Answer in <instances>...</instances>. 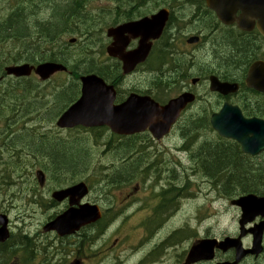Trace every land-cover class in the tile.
Listing matches in <instances>:
<instances>
[{
	"label": "rangeland",
	"instance_id": "obj_1",
	"mask_svg": "<svg viewBox=\"0 0 264 264\" xmlns=\"http://www.w3.org/2000/svg\"><path fill=\"white\" fill-rule=\"evenodd\" d=\"M0 1V23H2L5 19H7V15L11 12L12 9L16 10L14 5L20 0ZM56 1L57 0H54V2ZM73 1L77 7V0ZM82 1L83 0H79V6L82 4ZM115 3V6L111 9L110 6H112V2H109L107 0H93L88 5L91 9L89 15H87L84 11H81V15L83 16L84 20L89 18V21H93L94 24L99 20V18L102 19V22L96 24L95 32L92 38L89 39L92 43L94 42L92 47L94 52L90 58H87V62H82V64L80 65V62L85 59V55L78 45V42L77 44H72L69 42L70 37H72L73 35L63 34V36H59L56 44L52 48V51H65L64 57L68 58L72 62H75V66L80 69H97V67L99 66H104L107 63H112L113 61L108 59V57L103 54L104 45L108 41L106 30L110 25H114L115 21L121 20L120 17L124 16L123 12H129V10H133V7L130 6H119L118 0H116ZM177 4H184V10L181 11L180 8L176 7ZM42 6H44V4H42ZM136 6L137 5H135V7ZM173 6L176 19L180 20V22H183L180 31L178 33L176 32L178 35V39L176 42V51L178 54L183 53L185 55L183 56L182 60L188 62L189 72L192 76L188 78V80L180 82L178 88L176 87L166 91L165 98L172 97L173 95L179 93L186 86L190 87L192 77L200 76L203 78V81L197 86L196 90L201 98L182 117L180 123L176 127L177 130L174 137H180V139H182V137H184L183 134L187 133L188 136L193 135L194 139L200 137V139L198 140L199 142L203 140L213 142V140H215V137L217 136L216 133L206 126V121L203 122L202 119L196 120L194 116L203 115L207 107L212 108V106L217 102V98L215 97V95L211 94L208 91L205 78L211 71H215L214 69L219 68L215 65L218 64V60L216 61L213 59V53L217 48L218 51L221 52L220 55L224 54L222 52L223 49L221 48V46H218L220 41L225 37L224 31L222 32L221 28H218L215 31L218 32V34L213 36L212 23L215 18L211 14L208 15L203 10L202 12L206 16L202 21H197L195 20V18L191 17L194 12L197 13L200 11V5L197 0H191V2L186 0H178L177 3L173 4ZM155 9L156 8L154 7L150 9L148 6H146L141 8L137 15H139L140 13L142 14H140L139 16L144 14L149 15ZM45 10L51 11V15L49 17L44 16L45 11H38L35 15H25L26 18L23 22L20 20L15 21L16 26H13V24H11L7 28L8 30L5 29L4 31L15 30V32L22 33V31L26 30L35 21H40L41 23V21L43 20L56 17V8L49 7ZM118 12L120 14L119 16ZM194 17H196L195 14ZM73 18L74 20H77L79 22L78 18ZM77 21L72 20L73 23L71 24V26H74L75 28H77V30L81 31L84 23H82V25L78 27L76 25ZM22 23L24 24L18 26V24ZM62 24L63 22L60 24V26ZM192 32H200L204 35V40L201 45L196 47L191 45L188 46L185 44V39H183L184 43H182L183 36H187ZM0 33L2 34L3 32L0 31ZM77 35L81 36V34ZM82 37H80L81 46L84 44V38L90 37V34L87 36L82 35ZM16 51L17 49L15 48V44H13V41H0V55L2 54L3 56H10L14 55ZM37 52L38 51L36 48V50L33 52L34 59L37 58L35 57ZM57 54L60 55V53L58 52ZM25 57L29 58L30 56ZM155 64L156 61L155 59H153L146 63V65L142 66L137 72L125 78L124 82L120 84L121 95H124L127 91L132 89H138L141 91L148 90L153 94H156V89L152 85V79H154L156 75L154 74L155 72L148 70ZM57 80L62 81L61 78L54 76L51 79L50 84H42V87H49L50 85H52L53 91V89L56 88L54 86H56ZM0 86L1 88H4L6 85L4 82H2ZM46 100V108L42 109L40 112L42 116H37L36 121L34 115L32 114L29 118L33 120V122H31V124L30 121L28 122V129H22L20 130L19 134H15L12 137L17 139L24 137L20 142L16 143V147L21 150V155L23 157L21 156L22 158L17 159L15 155L14 158L13 156H0V168H3V170H0V211L7 214L10 218V229L14 234H16L13 238V241H16L18 239L19 233L24 234V232H30L31 234L38 233L41 235L39 237L36 236L34 240H36V242L38 243L37 246L39 247V249L43 248L44 246L48 249L49 256L48 261H45L46 257L44 256V253L42 251L41 253H38L35 260L39 261V264H66L65 260L71 259L72 257L75 258V254L71 253V257H68L69 255L66 252L57 250V247L61 248L67 246H65L64 244H60V240L56 239L53 235L49 236V238L47 239L42 232V226L44 225V223L50 220L56 214V211H59L62 208V206L60 205L54 207L50 206L48 201V191L60 185V180H94L96 178L94 176H91L90 174H93L95 170L98 174V178H100L101 175L105 176L112 169L113 163L115 165L119 162L118 159H116V153L113 152V146H116L117 143L112 139L111 132L108 130H100L98 132H93L92 134L82 131L67 132L60 130L56 125V119L58 117L57 114L61 110L59 111L54 104L56 99L53 98V96H50L49 98H46ZM32 111L34 110L32 109ZM192 116L194 118H192ZM198 123L203 124V126H197L196 124ZM30 125L34 128H29ZM6 129L7 133H5ZM6 129L2 130L3 134L0 133V140H2L3 137H7L8 134L13 132L10 127H7ZM40 135L42 136V138L50 136L44 140L45 143L43 141L44 146L49 145L48 143H52L51 139L62 144L59 150L61 149V152H64L66 155L57 153L60 160L64 155L66 161H68L69 158H71V155L68 154V152H72L71 150L73 149L79 151L80 155L83 151V154L85 155V157H83L87 159L84 160L83 163L82 161L80 162L79 165H82L81 167L76 166L75 168L71 169L72 171L62 170V172L57 173L55 170V166H53V159L49 156V154L40 151L35 147L36 139H38V141L41 140L38 137ZM95 138L98 139L97 143H95L94 141ZM147 138H149L147 135H142L131 140L132 146L137 145L135 149L129 151V154L132 155L133 158H136L135 154L137 155L139 152H144L146 157H148L147 162L152 159L145 152V148H141V145L145 143V140ZM176 142L177 140L170 141V139H167L162 144H160V146L166 147L168 149H173ZM1 143L2 146L0 147V152L4 153L3 145H5V142ZM185 143L186 146H189L186 138H184V144ZM184 144L182 145V140H180V142L176 145V148L177 151L181 154H176L174 150H172L171 156L175 157L174 154L177 155L176 158L179 157L182 163L187 164L190 167L188 166L187 173L176 170V177L174 180L184 181V178L186 176H193L192 178L194 180L189 192L190 194L186 192V189L183 190L181 198H185L182 199L181 211L164 220L149 243H152L151 247H153L155 244L162 243L160 239H162L163 237H167L168 239L169 235L172 234V238L173 235H175L176 231H181L180 234L173 238L174 241L172 244L177 245V247L172 246L166 248L167 250L174 248L170 250L169 254H167L166 249L165 253L161 248H159L149 255V261L158 263L160 261V258L165 253L166 258L164 257V259L161 260L160 264H179V242L183 241L189 234L188 229L183 230L186 227H189L192 232L199 233V236L204 235L206 232L205 227H208L209 229L207 231L211 232H209L210 235L216 237H222L225 234L233 233L237 227L236 221L239 211L236 208L232 207L229 201L223 198L224 196L222 195L223 191L225 190H223L220 185H216V183H220L225 179V177L222 175L223 171L217 173L211 172V174H208V171L206 172L204 170L205 168L202 165V160H198V167L194 166L195 164L193 165V162L195 161L191 162L189 155L191 153L196 154L197 152H199V149H191V147L189 146L190 152L186 153L184 151ZM120 146L124 150L125 140L122 141ZM179 146L181 147L178 149ZM125 151L126 150L123 151L122 157L126 155H124V153H126ZM11 153H14V151H12ZM199 155L200 154H197V159H200ZM164 156L166 158L168 155L165 154ZM139 157L145 156L140 155ZM10 160H15V162L11 163ZM139 161L143 160L141 159ZM136 162L138 163V161ZM8 163L9 165L11 164V167L18 165V167H16L15 169V172L10 173V178H7L8 172L5 170V167H9V165H7ZM11 167H9L8 169H10ZM119 168L120 167H118L116 171H118ZM37 169L45 170L50 180L44 190L39 188L38 184H36L35 172ZM80 170L81 172L79 173ZM202 172H204L205 175L202 176ZM154 174L160 175L161 170L156 168ZM221 176H223L224 178L222 177V179ZM230 183L231 182L227 181L226 186H228ZM228 189L232 190L231 187ZM248 190H255V188ZM226 192L229 191L226 190ZM232 192H235L237 194L240 193L238 189L233 190ZM94 197L95 196L93 195V198ZM155 226L156 222L150 221L147 225L148 232L151 233L154 230ZM139 230L140 229L134 232L137 233ZM126 234L131 235V237H126ZM132 236L133 231L131 230H123L122 232H118V230L111 228L101 239L98 238L94 241H91L88 245L82 247V264H141L143 257L146 255V252L150 247H148L144 243V246L146 247L142 251L141 255H131L132 251L134 250V247L129 246ZM116 239L117 242L114 243ZM133 242L136 243L137 240ZM189 243H191V240L183 241L182 247H186ZM115 244L118 246L115 247ZM163 245H165V243ZM19 247L20 248L18 250L22 248L21 246ZM9 253L12 255V258L15 256V252L10 251ZM252 262L253 261H250L249 263ZM257 263H264V259L258 260Z\"/></svg>",
	"mask_w": 264,
	"mask_h": 264
},
{
	"label": "water",
	"instance_id": "obj_2",
	"mask_svg": "<svg viewBox=\"0 0 264 264\" xmlns=\"http://www.w3.org/2000/svg\"><path fill=\"white\" fill-rule=\"evenodd\" d=\"M207 4L212 8L218 18L224 23L234 22V13L241 10L243 16L238 19L241 28L248 29L250 25L245 22L250 15L264 12V0H207ZM255 7H253V6ZM167 20V12L161 11L152 18L145 17L138 21H131L110 28L108 35L114 38L108 47V53L119 57L124 62L125 72H130L136 64L145 61L149 54L152 38L160 36ZM141 36L139 46L136 50L126 53L125 48L129 43V36ZM198 41L193 37L189 42ZM66 69L65 66L54 62H45L37 67L29 64L8 66L6 72L15 76H27L34 70L41 79L46 80L57 71ZM212 90L228 93L233 89L229 83L220 82L217 77L211 78ZM115 98L111 87H107L104 82L95 75L83 78V89L81 99L74 104L59 120L60 126L72 127L77 124L85 126L108 125L114 132L120 134H131L144 131L150 128L154 136L160 138L166 134L172 123L179 117L185 106L195 99L191 93H184L172 99L167 105L161 106L148 96H138L132 94L126 102L119 106L113 105ZM212 126L221 136L238 140L243 145L246 153H256L264 146V123L255 119L246 120L237 107L225 104L219 113L212 116ZM263 141V142H262ZM40 184L45 181L44 173L37 172ZM87 193L84 183L77 184L66 190L56 191L53 196L58 200L70 197L71 203L79 201ZM233 204L241 207L243 219L241 225L252 221L257 215H264V198L255 195L243 196L233 201ZM100 217V212L96 206L82 205L80 209H70L62 215L49 222L45 231L57 230L60 235L71 234L88 223L95 222ZM259 228L263 229V225ZM255 233L256 243L260 242L261 230ZM245 234V232H243ZM9 236L8 219L6 215L0 214V241H5ZM216 239L203 240L198 245L192 247L190 259L193 261L200 259H211L214 256V245ZM234 244L239 249L242 248L240 239L222 241L218 246L223 249ZM238 260L243 255V251H238ZM242 253V254H241ZM219 264H229L228 262Z\"/></svg>",
	"mask_w": 264,
	"mask_h": 264
},
{
	"label": "trees",
	"instance_id": "obj_3",
	"mask_svg": "<svg viewBox=\"0 0 264 264\" xmlns=\"http://www.w3.org/2000/svg\"><path fill=\"white\" fill-rule=\"evenodd\" d=\"M91 1L93 0H83L81 7L79 8L78 12H76L75 14L73 10H75L77 7L73 0L72 1L71 0H62V1L57 0L56 2H54V0H48L47 2H45V5H48L49 7H52V8H56L57 15L54 18L41 21L40 23L41 29L39 28L40 29L39 31L40 32L42 31L41 36L38 37V42L29 49L27 48L25 44V41L27 40L25 38L28 36V33L26 34L24 32L20 34L18 32H15V30L4 31L5 29L8 30L7 28L11 24H13V26H16L15 21L20 20L23 22L24 19L26 18L25 14L21 15L19 9L12 10L9 13L7 19H5L2 23H0V31L3 32L2 34L0 33V41L2 42L8 41V40L13 41V44H15V47L18 46V48H20V50L22 51V54L29 53L31 49L32 51L31 54L33 55V52L37 48V51H38V55H36L37 58L36 59L32 58L34 55L31 58H29L30 61H32L33 63H39L41 61H46V60H49V61H59V60L61 61L62 59L65 60V58H62L64 53H61L65 51L58 50L57 52L58 53L60 52V55H58L57 52L52 51V47L56 44L58 37L60 35L65 34V33L67 34L68 32H77V33L79 32L80 33V31H78L74 26H71V24L73 23L72 20L75 21L73 17H79L80 16L79 14L81 11H84L87 15H89L91 12V9L88 5ZM108 1L114 4L116 0H108ZM83 2H84V5H83ZM121 2L124 3L126 6L127 5L133 6V10H135L133 11L134 15L131 14V12H124V15L126 17H131V16L137 17L140 14H142L140 13L139 15H136L137 13H139V10H137L138 8L141 9L146 6H148L150 9L153 7L157 8L158 5L166 2V0H163V1L161 0H118V3H121ZM197 2L199 1L197 0ZM135 5H137L136 6L137 8L135 7ZM180 6H183V8L181 9V11H183L185 8L184 4ZM194 14L196 17H194ZM205 16L206 15L201 11L197 13L194 12L191 15V17L195 18V20L197 21H202L205 18ZM62 22L63 24L60 26ZM68 22L70 23V27H68L67 25ZM91 22L93 21H89V23L83 24L84 26L82 27V35L87 34L93 29ZM23 24L24 23L18 24V26L23 25ZM54 28L55 29L57 28V29L55 30ZM212 30L213 32L217 30L215 25H212ZM23 38L25 39V41L22 40ZM218 46L219 47L221 46V48L223 49L222 52L224 53L223 55L222 54L220 55L221 52L218 51V49L216 48L215 60L216 61L218 60L219 66L226 67V72L229 73L230 75H238L244 68V65L247 59H249V57L251 56V45H249L248 43H244L242 41L233 39V37L230 35H226V37H224V39L220 41ZM19 54H21V52L15 53L14 55L3 56V57H4L5 62H7V61H11L9 58L16 60ZM167 55L169 54H166V56ZM174 65H176L177 69L175 70V73L172 76H176L175 78H177L179 75H182L178 67H181V66L186 67L187 64L180 65L176 61ZM72 70H73V73L75 72L74 73L75 76L79 75L78 74L79 69H75V70L72 69ZM81 70L82 69H80V71ZM6 81H4L6 85L5 90L4 88H1L0 86V90L2 91V93H0V121L3 120L6 122L3 127H0L1 134H3L2 130H5L4 127L7 128L11 126L10 124L12 122L14 123L20 119L22 120L30 119L29 115L36 114L34 117L37 121V116L38 117L42 116L40 114L41 110L46 108L45 107L46 104L44 102L46 101V98L50 96V94L54 95V98L57 100V103H59L60 106L63 105L64 102H66L68 99L71 98V96H73V94L75 93V87H76L75 79H73L72 81H68L64 79L62 81H59L57 84V87L53 89V91L50 88V86L49 87L45 86L41 88L39 83L37 84L35 83L37 86L40 87V89L38 90V94H37V97L39 98V100H37V103H35L34 99H32L34 96V90L26 87V85L28 87L34 86V84L32 83V80L21 79L20 81H14V80L12 81L8 79ZM32 109L34 111H32ZM8 113H11V114L13 113L14 115L11 117L9 116ZM199 124L200 123L196 125L199 127L203 126V124H200V125ZM5 133H7V129ZM23 138L24 137L19 138V139L7 137V139L9 140V141L7 140L9 144L8 142H6L7 144L3 145L4 153L0 152V156H8V157L13 156L14 157L15 155L17 159L22 158L23 157L21 155L22 152L18 147H16L17 146L16 143L20 142ZM39 138L41 140L38 141V139H36L35 147L39 149L40 151H43L49 154V156L53 159L52 161L53 166H55L56 168L55 170L57 173L62 172V170L69 171L75 168L76 166L81 167L82 165H79L80 162L82 161L83 163L84 160L87 159V158H84L85 155L83 154V151H82V154L80 155L79 151L73 149L71 150L72 152L70 151L68 152V154L71 155V158H69V160L66 161V158L64 156L66 154L64 152H61L62 151L61 149L59 150V148H61L62 146L61 143L51 140L52 143H48L49 145L44 146L43 145L45 143L44 140L47 137L42 138V136L40 135ZM192 138H193V135H190L189 146L191 147V149H194V148L199 149V152L201 154L199 155L200 159L198 160L199 161L202 160V163H203L202 165L205 168L204 170L206 172L208 171V174L209 173L211 174V172L217 173V172L223 171L222 175L225 177V179L222 182H220V185L223 188V190L232 192L233 190H236V189L248 190L252 188H258V186L260 185V181H261L260 176H259L260 172H259L258 167H256L254 164L244 161V159L241 158L240 155L238 154V149L235 146H231L227 143L225 144H221L217 142L202 143V141L201 142L191 141ZM133 149H134V146L131 145L128 148V151H131ZM12 151H16V153H11ZM57 153L64 154L61 160L59 159V156ZM115 153L117 157L118 156L122 157L123 151H121L120 149V151H117ZM137 161L138 163L136 161H133L128 164L126 163L124 167H120L119 170L116 171V173H114L113 176H111V179H115L116 181H120L123 179L126 180V178L129 180H132L133 177L131 176H133V174L136 173V170L138 169L139 164H140V161L139 160ZM7 165H9V163ZM10 165L9 167H11ZM9 167H5V170L8 172L7 178H10V173H14L18 165L12 166L10 169H8ZM1 170H3L2 167H1ZM227 181L231 182L228 186H226ZM230 187L232 190L228 189Z\"/></svg>",
	"mask_w": 264,
	"mask_h": 264
},
{
	"label": "flooded vegetation",
	"instance_id": "obj_4",
	"mask_svg": "<svg viewBox=\"0 0 264 264\" xmlns=\"http://www.w3.org/2000/svg\"><path fill=\"white\" fill-rule=\"evenodd\" d=\"M22 1H19L21 4ZM80 17V16H79ZM77 21V20H75ZM76 25H81V19L79 18V22L77 21ZM217 27V26H216ZM225 34H228L233 37V39L242 41L244 43H248L251 45V56L247 59L244 68L238 75H230L226 72V67H219L220 72L224 74L225 78L231 82H237L240 85V90L237 93L230 94L225 97L224 102H232L237 104L243 114L247 118H259L264 119V92L260 90H256L254 88H250L246 84L247 77L249 75L251 66L255 61H262L261 70H264V35L262 31L259 29V24L253 25L249 30H238L236 27H226ZM38 55V52L37 54ZM36 59V58H35ZM3 56L0 55V76L3 73ZM69 60V59H68ZM82 61L80 62V65ZM118 72L117 68L109 67L106 70L105 78L109 80H113ZM36 112V110H35ZM159 140V142L163 141ZM157 141V140H155ZM118 144L113 151H120V148H117ZM241 152L238 151V154L244 161L254 164L258 167L260 172V185L255 190H248L245 192H255L260 196H264V150L255 156L244 155L242 152V148L239 147ZM175 149L176 145H175ZM182 151V150H180ZM127 157H123L122 161H127L128 163L133 162V156L129 154V151H125ZM154 155L152 156L153 162L152 166L161 170V174H155L156 179L150 181H138L130 183V181H104L98 180V183H106V187L110 185L111 189L100 188L97 191L100 193L101 197V206H102V215L103 218H117L122 217V215L126 216L129 213L134 217L137 216H148L152 218H161L164 214L174 215L177 211V203H179V199L181 196L182 189L177 187L176 183L182 182V180H174L176 177L175 167H177L176 159H170L166 161V159H161L162 150L153 151ZM120 157V156H119ZM146 159V158H145ZM178 165H180L178 163ZM124 167V166H123ZM158 178V179H157ZM142 183H145L146 187L143 190ZM124 184H129L125 186ZM130 188V189H128ZM96 191V190H95ZM96 191V192H97ZM141 193V194H140ZM68 201L62 202H52L54 205H61L62 208H67ZM264 220V218L259 217L256 221ZM93 229L99 228V223L90 226ZM209 237V236H205ZM10 238V242L12 241ZM60 240V244L68 245V247H74V250L77 251V255L73 260L70 261L69 264H82V228L81 230L73 236L69 237H58ZM31 247L24 248L23 251H17L19 254L18 263L14 264H39V261L35 260L38 250L37 248H33V239L31 237H26ZM68 239V240H66ZM195 240H198L196 238ZM244 245L246 247H250L252 243V235L247 234L243 239ZM6 244V243H5ZM263 246H264V238H263ZM71 249V248H70ZM189 250V249H188ZM188 250H183L179 255V264H216L219 261L230 260L233 261L235 257L234 249H229L227 252L217 254L218 258L214 261H202L197 263H189L187 262ZM68 257H71L70 255ZM250 258L251 260H257L259 258H264V249L261 253L255 255H248L245 257L239 264H248L246 263V259ZM69 259H66L68 261ZM60 263V262H58ZM257 264V263H251ZM264 264V263H262Z\"/></svg>",
	"mask_w": 264,
	"mask_h": 264
},
{
	"label": "bare ground",
	"instance_id": "obj_5",
	"mask_svg": "<svg viewBox=\"0 0 264 264\" xmlns=\"http://www.w3.org/2000/svg\"><path fill=\"white\" fill-rule=\"evenodd\" d=\"M21 1V0H20ZM48 0H24V1H22V3L21 4H19V1L18 2H16L15 3V8L16 9H19V11H20V13H21V15H23V14H25V15H29V14H31V15H35L38 11H45V17H49L50 15H51V11L50 10H45V9H48L49 8V6H47V5H45V2H47ZM78 1V5H77V7L78 8H76L75 10H73V12H74V14L76 13V12H78V10H79V8L81 7V5L79 6V0H77ZM1 2V1H0ZM42 4H44L45 6H42ZM47 4V3H46ZM2 5V4H1ZM12 5V4H11ZM119 6H126L124 3H119ZM128 6V5H127ZM130 7H133V6H130ZM1 8V7H0ZM8 8V7H7ZM45 8V9H44ZM179 8L180 9H182L183 8V6H179ZM8 10V9H7ZM13 10V9H12ZM11 10V11H12ZM25 10V11H24ZM72 10V9H71ZM137 10H140L139 8L137 9ZM133 11H135V10H129V12H131V14H133ZM2 12V11H1ZM18 12V11H17ZM16 12V13H17ZM5 13H6V11H5ZM8 13V12H7ZM124 13V12H123ZM13 14V13H12ZM9 15V14H8ZM7 15V16H8ZM15 15V14H14ZM18 15H20V14H18ZM80 17H76V19L78 18H80L81 19V21H82V23H84V24H87V23H89V18H87V19H85L84 20V18H83V16L81 15V12H80ZM120 14H119V12H118V16H119ZM134 15V14H133ZM137 15V14H136ZM74 16V15H73ZM10 17V16H9ZM70 17V16H69ZM121 18V17H120ZM1 19V18H0ZM5 19V18H4ZM72 19V18H71ZM3 20V19H2ZM1 22V21H0ZM67 25H68V27H70V23L68 22L67 23ZM82 25V24H81ZM81 25H78V27H80ZM216 27V26H215ZM40 21H35L31 26H29L26 30H24V31H22V33H28V36L25 38V39H27L26 41H25V39L23 38L22 40H24L25 41V44H26V46H27V48L29 49V48H31L33 45H35L37 42H38V37L39 36H41V32L39 31L40 29ZM63 28V27H62ZM66 29V28H65ZM77 29V28H76ZM216 29H218L217 27H216ZM71 30V29H70ZM74 30V29H73ZM62 31V30H61ZM79 31V30H78ZM22 33H20V34H22ZM56 34V33H55ZM54 34V35H55ZM66 34V33H65ZM218 34V32H216V33H214L213 32V36L214 35H217ZM225 35V37H226V35H228V34H224ZM52 36V35H51ZM53 38V37H52ZM11 39H13V38H11ZM45 39V38H44ZM51 39V38H50ZM42 41V40H41ZM40 42V41H39ZM47 43V42H46ZM18 44V43H17ZM24 44V43H23ZM22 44V45H23ZM23 48V47H22ZM26 48V49H27ZM33 49V48H32ZM24 51V50H23ZM29 52V51H28ZM31 49H30V52H29V54H24L25 56H30L29 58H31L33 55H31ZM60 53V52H59ZM61 53H64V52H61ZM65 55V54H64ZM64 55L62 56V58H65L64 57ZM35 57H36V55H35ZM61 57V56H60ZM33 58V57H32ZM65 59H68V58H65ZM213 59L215 60V52L213 53ZM214 62V61H213ZM216 66H218V67H220L219 66V64H215ZM75 73V72H74ZM79 74V73H78ZM9 78H8V76H7V74L4 72V74L2 75V76H0V84H2V82H4V81H6V80H8ZM7 82V81H6ZM11 83V82H10ZM26 87L27 88H30V89H33L34 90V96H33V98L32 99H34V102L35 103H37V100H39V98L37 97V94H38V88L36 87V86H30V87H28L27 85H26ZM7 89H8V87H7ZM4 90H5V87H4ZM10 90V89H9ZM26 103V102H25ZM15 106V105H14ZM17 106V105H16ZM5 107V106H4ZM3 107V108H4ZM2 108V109H3ZM18 110V109H17ZM4 111V110H3ZM9 114V116H13L14 114L12 113H8ZM23 115V114H22ZM26 115V114H25ZM34 116L36 115V114H33ZM20 116V115H19ZM24 116V115H23ZM29 116H31V115H29ZM21 118V117H20ZM16 119H17V117H16ZM25 119V118H24ZM13 121V120H12ZM21 121H22V123H21ZM30 121V124H31V122H33V120H31V119H25V120H22V119H20V120H18V121H16V122H12L10 125L11 126H9L12 130H13V132L12 133H10V134H8L7 135V137L8 138H12L15 134H19V132H20V130H24V129H28V122ZM6 122L5 121H3V120H1L0 121V126H4V124H5ZM200 125V124H199ZM33 126H29V128H32ZM34 128V127H33ZM4 129H6V127H4ZM184 135V137H182V145L184 144V138H186V141H187V143L189 144V141H190V135L188 136L187 135V133H184L183 134ZM2 137V136H1ZM7 137H3V139L2 140H0V142H5V145L7 144L6 142H8L9 140L7 139ZM39 137V136H38ZM47 137H50V136H47ZM8 140V141H7ZM52 140V139H51ZM53 141V140H52ZM202 143H204L203 141H202ZM208 143V142H207ZM217 143H219V142H217ZM8 144H9V142H8ZM181 145V146H182ZM181 146H179L178 147V149L181 147ZM202 146V145H201ZM116 146H113V149L115 148ZM184 151L186 152V153H188V152H190V148H189V146H186V143L184 144ZM14 153H16L15 151H14ZM197 154H201L200 152H197L196 154H194V153H191L189 156H190V160H191V162H193V161H195V162H193V165L194 166H196V167H198V159H197ZM14 158V157H13ZM10 162L12 163V162H15V160L14 161H12V160H10ZM86 168V167H85ZM0 170H1V168H0ZM202 174V176L203 175H205V173L204 172H202L201 173ZM223 176H221V178H222ZM224 178V177H223ZM222 178V179H223Z\"/></svg>",
	"mask_w": 264,
	"mask_h": 264
}]
</instances>
